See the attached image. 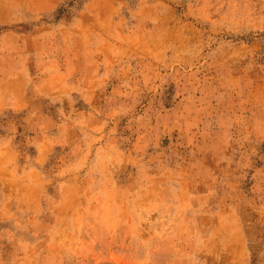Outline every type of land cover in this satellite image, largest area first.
Masks as SVG:
<instances>
[{
	"label": "rangeland",
	"instance_id": "374dc122",
	"mask_svg": "<svg viewBox=\"0 0 264 264\" xmlns=\"http://www.w3.org/2000/svg\"><path fill=\"white\" fill-rule=\"evenodd\" d=\"M209 5L0 0V264H264V26L214 33L231 5ZM249 7L264 16V0ZM210 36L235 38L228 58L216 45L196 48ZM174 57L195 65L194 82L162 79L180 72ZM185 85L195 88L191 104ZM249 132L241 149L235 141ZM221 137L223 162L213 147ZM109 141L125 156L105 169L96 164ZM245 150L249 166L239 169ZM141 154L152 163H138ZM205 169L218 180L225 169L246 173L236 206L217 213L209 201L216 215L181 221L177 203L207 192Z\"/></svg>",
	"mask_w": 264,
	"mask_h": 264
},
{
	"label": "clouds",
	"instance_id": "9594fccd",
	"mask_svg": "<svg viewBox=\"0 0 264 264\" xmlns=\"http://www.w3.org/2000/svg\"><path fill=\"white\" fill-rule=\"evenodd\" d=\"M198 2V0H197ZM231 7L229 9V13L226 14L224 17H222L220 20L212 21L213 28L212 31L214 33H218L221 31V29H227L228 31H234L238 30L240 27H243L245 29H250L253 26L259 24L260 26H264V16H261L257 19L253 17L254 9L249 7V0H228ZM209 0H204V7H209ZM223 6V5H221ZM207 19V16H205ZM63 27V26H61ZM71 28H76L77 23L73 22V24L68 26ZM236 40L235 38L232 40H229L227 37L224 36H210L208 38L207 42H201L196 46L197 49L202 50L203 47H208L209 45H216L215 52L217 55L221 58H228L229 53L232 52L234 44ZM211 51V49H210ZM235 54V53H233ZM183 55H187L191 57L192 59H196L199 56V51L193 50V49H186L183 53ZM26 59V57H25ZM174 65H179L180 72L176 71H169L165 74V76L162 78L164 80L168 78L175 79L178 75H183L184 78L190 81H195L196 73L191 71L192 67H195V65H190L186 68L185 63L180 60L176 59L174 57ZM177 83H180V80H177ZM37 91H39V88H37ZM195 88L189 89L187 85L181 89L182 93H187L185 96V100L188 101L189 104H191L192 101V95L194 94ZM207 95H211L209 92ZM223 95V94H222ZM136 97L133 96V103L131 106L128 107L127 111H131L132 107L135 106ZM151 111V110H150ZM94 115H101L102 113L98 112L96 109H93ZM63 114V113H61ZM70 117H74V114H70ZM70 117H65V122H69ZM148 121L149 116L146 112L143 117L140 118L138 121L140 128L147 129L148 128ZM232 125H229L231 127ZM103 127V125H102ZM93 131H99V129H94ZM153 133L158 132V129H151ZM148 131H145L143 135H141V141L143 142V147L146 148L148 141L145 139L146 136H148ZM251 136V133L242 134L237 138L235 142L239 143L240 148L243 149L244 144L249 141V137ZM214 149L216 151V154L219 157L220 161H224L225 157L223 155L224 148L227 147V141L224 139V137L220 138V143L215 144ZM202 150H211L208 146H205ZM103 151V157L97 159L96 166L102 167V168H108L109 166H113L114 164H118L121 162L122 158L125 156L124 152H118L115 151L114 145L109 143L105 146ZM143 153V148L140 150ZM251 153L247 152L246 150L240 153V162L237 164V168L239 169H246L249 166L248 160ZM154 159V158H153ZM140 160L144 161V165H149L152 163V159L145 160L144 154H141L137 162L139 163ZM229 165L233 163L234 161L228 160L227 161ZM87 153H85V158L81 161V166L83 167L85 164H87ZM95 167V166H94ZM157 170L159 172L160 176H164L167 173V169H163L159 164H157ZM147 169L144 168L143 165H141L140 173L143 176ZM200 175L203 176L204 181L206 183L207 192L203 197H190L187 201H180L177 203V211H176V217L180 218L181 221L183 220V217L186 213H195L197 215H209L214 216L219 212H223L224 209L227 207L225 204V201L232 200V207L234 208L236 206V201L238 199V195L236 192V182L239 181L246 173H242L240 177L234 176V174L229 171L228 169L224 170V175L220 177L218 180L217 177L213 174L210 170H203ZM179 174H176V182L178 183L179 180ZM231 178V179H230ZM149 181L154 182L157 177L152 176L147 178ZM259 183V182H258ZM179 199V198H178ZM193 201H196L198 204V207H193ZM209 201H216L215 208L217 209V213H213L208 208V202ZM160 206H163V201L160 202ZM114 212L115 215L118 217L120 208L119 206H114ZM238 230V229H237ZM192 237H190L191 239ZM209 238L214 239L215 237L211 232L208 233V236L205 237L206 242H210Z\"/></svg>",
	"mask_w": 264,
	"mask_h": 264
}]
</instances>
